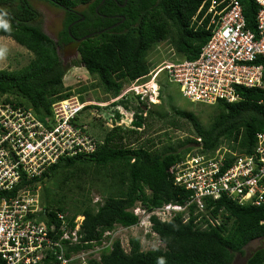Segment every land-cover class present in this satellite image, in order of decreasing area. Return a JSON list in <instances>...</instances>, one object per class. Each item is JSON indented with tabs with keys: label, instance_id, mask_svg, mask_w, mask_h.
I'll use <instances>...</instances> for the list:
<instances>
[{
	"label": "trees",
	"instance_id": "16d2710c",
	"mask_svg": "<svg viewBox=\"0 0 264 264\" xmlns=\"http://www.w3.org/2000/svg\"><path fill=\"white\" fill-rule=\"evenodd\" d=\"M41 1L64 11L63 29L56 41L41 30V15L30 0H0V20L8 24V28L0 27V37L12 39L33 55L20 69L0 70V96L30 108L42 121L50 115L53 102L73 95L71 88L63 84L68 66L57 54L59 47L72 42L71 37L79 39L76 47L80 64L98 79L104 93L113 99L125 84L149 73L152 68L146 57L154 45L169 39L180 60H194L210 35L191 25L192 17L204 0H105L102 5V0ZM237 1L242 6L247 27L253 29L255 3L253 0ZM79 4L86 5V10L77 12L74 8ZM122 18L124 21L120 23ZM116 23L120 24L108 29ZM238 94V102L214 105L218 113L208 128L200 124L193 112L172 110L191 125L201 144L196 140L190 142L200 145V153L213 152L222 146L234 153H252L255 135L264 133V88H239ZM158 98H163L162 89L158 91ZM132 100L136 106H130ZM80 101L87 102L83 98ZM111 105H122L133 111L132 129L123 130L116 125L121 116L115 110V126L103 140H98L95 153L64 159L33 182V185L35 182L43 184L70 169L69 175L74 176L89 165L113 169L110 187L115 191L95 208L88 202L69 217V210L59 205L58 200L56 209L52 208V199L43 205L48 211V225L57 223L54 211L66 214L71 228L76 217H83L79 242L68 252L90 250L100 245L103 234L116 226H135L138 218L129 210L137 203L151 209L170 202L183 203L189 196L188 192L173 185L168 169L192 148L162 155L145 148H132L129 142L122 141L125 136L136 134L152 112L149 109L145 112L138 98L121 99ZM92 107L98 106L87 105L84 110ZM206 204L210 215L219 219V225H208L201 230L192 217L187 223H183L180 216L168 223L153 217L151 232L164 248L142 251L139 240L131 238L127 253L120 241L114 240L110 247L101 251L99 260L91 259L86 264H158L161 257L165 264H232L235 255L243 254L250 242L264 237V205L241 206L226 198L209 200ZM245 264H264V247L255 250Z\"/></svg>",
	"mask_w": 264,
	"mask_h": 264
},
{
	"label": "built area",
	"instance_id": "2783aa9c",
	"mask_svg": "<svg viewBox=\"0 0 264 264\" xmlns=\"http://www.w3.org/2000/svg\"><path fill=\"white\" fill-rule=\"evenodd\" d=\"M253 2L257 11L254 28L249 29L237 0H204L191 19L195 30L210 34L198 57L161 63L125 84L108 105L127 98L155 102L163 80L176 84L189 103L204 106L238 102L239 88H264V0ZM87 105L92 104L76 95L55 101L42 121L30 108L0 96V264H86L99 260L101 251L111 246L105 234L112 231L90 250L68 252L79 242L83 217H76L71 228L66 214L54 211L57 223L48 225L39 184L33 185L58 162L96 152L100 142L77 124ZM201 150L199 145L168 169L173 185L188 192V198L151 209L135 204L129 210L138 218L135 226L150 230L153 217L168 223L180 216L183 223L195 218L194 224L203 230L219 225L206 201L226 198L241 206L264 205V133L255 135L251 154L224 146Z\"/></svg>",
	"mask_w": 264,
	"mask_h": 264
},
{
	"label": "rangeland",
	"instance_id": "374dc122",
	"mask_svg": "<svg viewBox=\"0 0 264 264\" xmlns=\"http://www.w3.org/2000/svg\"><path fill=\"white\" fill-rule=\"evenodd\" d=\"M30 2L41 15V30L56 41L63 29L64 11L45 1L30 0ZM74 9L77 12H82L86 10V5L79 4ZM0 49L5 50L4 57L0 59V70L20 69L27 65L33 56L28 50L6 37H0ZM57 54L62 63L68 66L63 77L64 87H70L73 95H76L79 100L83 98L88 104L98 106L83 110L78 115L77 124L85 126L89 136L96 140H103L104 136L115 126L114 111L118 108L111 104L108 105L112 101L111 95L105 94L98 79L90 75L80 64L76 45H63L57 49ZM180 59L182 58L176 54L169 39L154 45L146 57L147 64L152 69L156 64L159 66L163 62ZM161 86L163 94L161 100L158 98L155 102L150 100L141 102L145 106L144 111L149 109L152 116L146 117L144 126L139 130L134 129L136 134L125 136V140L122 142H129L132 148H145L159 155L173 150L184 151L186 148H192L190 153L196 152L198 146L190 142V140L197 141L191 125L172 110L193 112L204 128L211 125L218 110L214 106L189 103L181 96L176 84H169L163 80ZM136 105L134 100L130 102L131 107ZM118 113L122 118L118 121V126H121L123 130L132 129L133 111L119 108ZM71 171L72 169L68 173L65 171L61 175L58 174L51 180H45L43 184H39L37 191L41 205L52 199V208L56 209L58 200L61 202L58 203L59 205H63L69 210L68 216L70 217L88 202L94 208L95 205L102 204L110 192L115 191V188L110 187L113 183L111 167L97 169L95 166L89 165L82 167L80 172H75L74 176L69 175ZM105 236H107L105 237L106 242L119 240L121 247L127 253L130 249L128 241L131 238L139 240L142 251L165 247L156 234L151 232V229L139 226L130 228L116 226L111 233L105 234ZM262 247H264V237L250 242L244 248L243 254L235 255L232 264H245L248 257Z\"/></svg>",
	"mask_w": 264,
	"mask_h": 264
},
{
	"label": "clouds",
	"instance_id": "9594fccd",
	"mask_svg": "<svg viewBox=\"0 0 264 264\" xmlns=\"http://www.w3.org/2000/svg\"><path fill=\"white\" fill-rule=\"evenodd\" d=\"M0 27L8 28V24L3 22L2 20H0ZM4 55H5V50L4 49H0V59H2L4 57ZM128 228H130V227H128ZM158 264H165V260H164L163 257L158 258Z\"/></svg>",
	"mask_w": 264,
	"mask_h": 264
},
{
	"label": "water",
	"instance_id": "95a60500",
	"mask_svg": "<svg viewBox=\"0 0 264 264\" xmlns=\"http://www.w3.org/2000/svg\"><path fill=\"white\" fill-rule=\"evenodd\" d=\"M104 1H105V0H102L101 3H100V5H102ZM96 12H97V9H96ZM123 21H124V18H122V20H121L120 23H123ZM120 23H116L115 25L109 27L108 29H111V28H113V27H116V26H118ZM68 31H69V28H68ZM99 33H100V32H99ZM87 37H89V36H87ZM87 37H83L82 39H86Z\"/></svg>",
	"mask_w": 264,
	"mask_h": 264
},
{
	"label": "flooded vegetation",
	"instance_id": "af4514ba",
	"mask_svg": "<svg viewBox=\"0 0 264 264\" xmlns=\"http://www.w3.org/2000/svg\"><path fill=\"white\" fill-rule=\"evenodd\" d=\"M72 38V42L71 43H69L68 45H76L77 43H79V39H77V38H75V37H71ZM76 50H77V47H76Z\"/></svg>",
	"mask_w": 264,
	"mask_h": 264
}]
</instances>
